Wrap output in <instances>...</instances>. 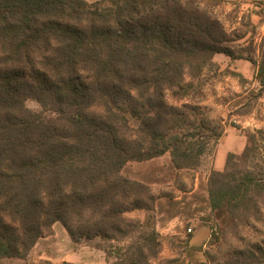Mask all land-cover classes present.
I'll list each match as a JSON object with an SVG mask.
<instances>
[{"label":"trees","instance_id":"trees-1","mask_svg":"<svg viewBox=\"0 0 264 264\" xmlns=\"http://www.w3.org/2000/svg\"><path fill=\"white\" fill-rule=\"evenodd\" d=\"M216 54L250 61L261 96L264 52L235 54L199 0H0V258L24 259L55 222L75 243L127 236L126 213L152 194L123 166L167 153L174 169H194L221 136L197 104L166 99L195 94ZM245 136L208 177L219 230L258 218L264 202V131ZM136 250L124 264L155 252Z\"/></svg>","mask_w":264,"mask_h":264},{"label":"rangeland","instance_id":"rangeland-1","mask_svg":"<svg viewBox=\"0 0 264 264\" xmlns=\"http://www.w3.org/2000/svg\"><path fill=\"white\" fill-rule=\"evenodd\" d=\"M199 2L222 21L235 54L261 60L264 0ZM214 62L216 65L205 68L195 80L200 84L195 94L175 100L168 92L166 99L176 105L197 104L209 125L221 126V136L194 169H174L167 153L123 166L125 177L145 184L152 194L149 207L126 213L132 223L127 236L122 240L95 238L75 243L63 225L55 222L24 259L0 258V264H124L138 257L137 246H143L145 253L155 248L143 264H264V202L258 218L248 217L219 230L213 227L207 194L210 171L222 170L229 152L242 151L249 131H264V92L256 97L259 84L250 61L222 54L214 56ZM26 106L34 111L41 109L34 99H28ZM91 109L99 112L101 105ZM129 122L136 128V119L129 117ZM154 232L155 246L151 248L146 238Z\"/></svg>","mask_w":264,"mask_h":264},{"label":"crops","instance_id":"crops-1","mask_svg":"<svg viewBox=\"0 0 264 264\" xmlns=\"http://www.w3.org/2000/svg\"><path fill=\"white\" fill-rule=\"evenodd\" d=\"M87 1V0H86ZM91 2V1H90ZM222 55V54H216L215 56Z\"/></svg>","mask_w":264,"mask_h":264},{"label":"built area","instance_id":"built-area-1","mask_svg":"<svg viewBox=\"0 0 264 264\" xmlns=\"http://www.w3.org/2000/svg\"><path fill=\"white\" fill-rule=\"evenodd\" d=\"M188 231L190 232L191 231V228H188Z\"/></svg>","mask_w":264,"mask_h":264}]
</instances>
